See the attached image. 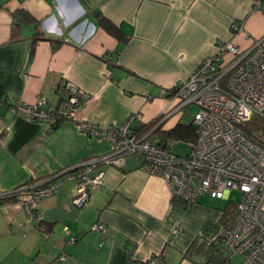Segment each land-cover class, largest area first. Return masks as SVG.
Returning a JSON list of instances; mask_svg holds the SVG:
<instances>
[{
	"label": "crops",
	"instance_id": "crops-1",
	"mask_svg": "<svg viewBox=\"0 0 264 264\" xmlns=\"http://www.w3.org/2000/svg\"><path fill=\"white\" fill-rule=\"evenodd\" d=\"M255 1L0 0V194L23 185L59 188L35 206L39 222L18 199L0 204V264H48L61 253L66 264H126L156 253L161 264L242 263L220 242L210 244L224 211L173 200L165 181L142 169L140 154L103 165L82 208L72 202L74 182L59 174L110 151L106 139L79 131V122L106 129L139 112L132 127L139 123L140 134L158 119L152 141L176 142L160 140L181 124L180 112L164 117L176 100L161 90L186 80L221 42L264 43V0ZM66 84L88 94L76 121L47 126L9 111L38 98L54 105ZM96 222L107 228L102 241L90 231Z\"/></svg>",
	"mask_w": 264,
	"mask_h": 264
},
{
	"label": "built area",
	"instance_id": "built-area-1",
	"mask_svg": "<svg viewBox=\"0 0 264 264\" xmlns=\"http://www.w3.org/2000/svg\"><path fill=\"white\" fill-rule=\"evenodd\" d=\"M261 1H255L260 6ZM237 32L241 26L233 23ZM65 96L54 105L38 98L32 104L14 102L9 106L12 115H19L47 126L57 122L76 121L79 110L88 101V94L71 84H66ZM161 96L176 100L173 108L165 112L167 118L192 105L196 108L192 125L195 139L186 141L188 153L176 155L171 145L149 140L157 124L140 134L139 112L130 114L119 126L102 129L89 122H79V131L87 136L106 139L110 151L89 158L80 165L60 173L74 182L73 204L85 206L90 188L101 183L103 165H119L125 156L140 154L142 169L161 177L173 200L191 205L202 194L215 199H228L230 191H238L236 217L223 226L218 236L229 257L240 255L241 264H264V43L254 40L248 48L230 42H221L214 55L204 57L186 80ZM58 184L23 185L3 196L16 195L19 204L30 218L42 220L35 206L44 197L58 192ZM91 232L107 234L104 224L96 222ZM65 232L67 230L65 229ZM77 237H69L75 243ZM163 254L156 253L143 261L129 256L126 264H161ZM69 256L59 254L48 264H66Z\"/></svg>",
	"mask_w": 264,
	"mask_h": 264
},
{
	"label": "rangeland",
	"instance_id": "rangeland-1",
	"mask_svg": "<svg viewBox=\"0 0 264 264\" xmlns=\"http://www.w3.org/2000/svg\"><path fill=\"white\" fill-rule=\"evenodd\" d=\"M196 112V108L192 105L184 107L180 110L179 117L181 124H190L192 123L193 116ZM158 127V126H157ZM155 134L152 135L149 140H154ZM169 144L171 145V149L174 154L176 155H185L188 153V145L186 140L178 139L176 142L170 141ZM241 194L238 191H230L228 194V199H215L211 198L209 195L202 194L199 196L198 201L212 204L213 207L221 209L222 211L226 212V221L227 223H232L234 218L236 217V206L237 202L240 200ZM240 258V257H239Z\"/></svg>",
	"mask_w": 264,
	"mask_h": 264
},
{
	"label": "trees",
	"instance_id": "trees-1",
	"mask_svg": "<svg viewBox=\"0 0 264 264\" xmlns=\"http://www.w3.org/2000/svg\"><path fill=\"white\" fill-rule=\"evenodd\" d=\"M38 28V26H37ZM39 30L37 29V34H38ZM158 122V119H155L151 122H149L147 125L144 126L143 131H147L148 129L153 128L156 123ZM158 127H156L154 129L153 132H158ZM166 139H173V140H178V139H183L186 141H192L195 139V133H194V128L193 125L187 124V125H181L178 124L177 126H175L174 128H172L171 130H168L166 132L161 133V141L163 142ZM17 201V196L16 195H11V196H3L0 198V204L2 203H7V202H16ZM226 210L222 213L221 216V221L224 223V226H228L231 223H227L226 221ZM215 241L220 242L221 244H223L219 238L217 237L213 242H211L210 244H213ZM224 246V245H223ZM226 259V257H222V260Z\"/></svg>",
	"mask_w": 264,
	"mask_h": 264
}]
</instances>
